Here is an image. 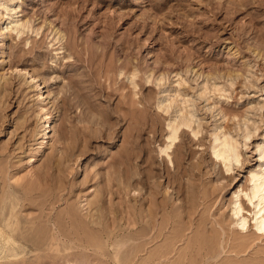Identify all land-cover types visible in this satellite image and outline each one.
I'll list each match as a JSON object with an SVG mask.
<instances>
[{
    "label": "rangeland",
    "instance_id": "1",
    "mask_svg": "<svg viewBox=\"0 0 264 264\" xmlns=\"http://www.w3.org/2000/svg\"><path fill=\"white\" fill-rule=\"evenodd\" d=\"M260 178L264 0H0V264H264Z\"/></svg>",
    "mask_w": 264,
    "mask_h": 264
},
{
    "label": "bare ground",
    "instance_id": "2",
    "mask_svg": "<svg viewBox=\"0 0 264 264\" xmlns=\"http://www.w3.org/2000/svg\"><path fill=\"white\" fill-rule=\"evenodd\" d=\"M48 128H49V127L47 126L46 129H45V132H44V134H43V139H44L43 142H44V143H45V140L48 139V136H49V135H48V134H49ZM173 133H174V129H173V132H172V137L174 136ZM47 135H48V136H47ZM172 137H171V138H172ZM171 138H170V140H171ZM223 152H224V151H223ZM262 186L264 187V178H263V179L260 178L259 180L256 181V183L254 184V187H253V193H255V191H257V190H259V189H262ZM99 207H100V206H99ZM99 207H98V208H99ZM95 211H98V210L95 209ZM95 211H94V212H95ZM94 212H93V214H94ZM95 214H97V212H96ZM95 214H94V216H96ZM98 215H99V214H98ZM97 217H98V216H97ZM97 217H96V219H95V222L98 220ZM91 220H92V219H91ZM91 222H92V221H91ZM98 223H99V222H98ZM261 223H262V222H260V224H261ZM260 224H259V225H260ZM92 225H93V224H92Z\"/></svg>",
    "mask_w": 264,
    "mask_h": 264
}]
</instances>
